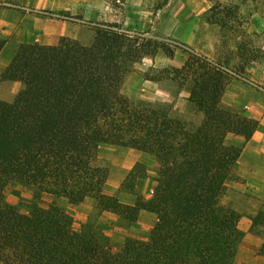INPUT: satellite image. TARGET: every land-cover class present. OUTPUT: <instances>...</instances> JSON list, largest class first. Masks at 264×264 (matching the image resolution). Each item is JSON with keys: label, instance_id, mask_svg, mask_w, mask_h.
<instances>
[{"label": "trees", "instance_id": "16d2710c", "mask_svg": "<svg viewBox=\"0 0 264 264\" xmlns=\"http://www.w3.org/2000/svg\"><path fill=\"white\" fill-rule=\"evenodd\" d=\"M132 33L99 23L88 44L67 37L55 46L21 44L5 68L2 79L21 89L11 102L0 100V264H235L239 215L224 197L259 124L222 106L227 72L207 57L193 55L179 69L143 76L186 91L198 125L173 116L165 103L126 96L122 86L132 66L164 47ZM4 46L0 38V53ZM229 135L242 141L230 143ZM105 145L154 158L150 198L137 195L128 206L106 192L108 168L99 162ZM143 177L145 168L135 164L120 191L133 192ZM13 183L71 206L91 199L99 214L128 225L141 210L157 222L146 239L127 238L114 249L97 220L77 222L54 202L9 203L5 191ZM251 222L253 232L263 228L264 257V211Z\"/></svg>", "mask_w": 264, "mask_h": 264}, {"label": "rangeland", "instance_id": "374dc122", "mask_svg": "<svg viewBox=\"0 0 264 264\" xmlns=\"http://www.w3.org/2000/svg\"><path fill=\"white\" fill-rule=\"evenodd\" d=\"M71 2L73 0H0V38L5 40V46L0 53V100L11 102L21 89L19 82L2 79L5 68L19 48L18 46L15 54L10 57L11 44L16 43V37H29L30 34L38 37V32L48 31L54 28L55 21H62L79 28L81 39L77 41L88 44L94 36V25L106 23L122 27L126 0H112L111 17L107 21L99 22L87 21L81 9L76 12L64 9L65 5ZM137 5L138 3L135 4ZM153 9L154 16L158 17L153 21L151 28L144 32L132 31L131 35L159 40L164 47L155 55L135 63L129 73H137L143 78L144 75L153 77L157 71L163 69H176L162 67L165 59L171 58L168 50L186 60L193 55L198 58L207 57L210 62L220 65L222 70L227 72V83L221 97L222 106L259 124L258 130L249 139L250 143L246 145L248 141L244 146L246 152L241 158L242 165L238 162L232 171L224 201L239 215L238 228L242 235L234 263L264 264V257L258 253L262 243V236L259 234L263 228L256 226V231L253 232L251 222V216L258 211H264V166L255 172L252 169L259 163H256L257 159L264 160V125L261 121L264 116V0H155ZM41 11L62 12L64 16H69V19H59L54 15L42 14ZM193 22L201 27L195 44H185L173 36L180 32L190 38L194 32ZM181 24H185L183 28ZM83 36L87 39H83ZM35 45L44 46L36 43ZM211 46L213 50L210 49ZM155 62L157 67H152ZM160 86L171 94L167 101L130 98L165 103L169 106L171 114L178 119L193 125L200 123L201 117L193 113L187 101L186 91L178 92L177 87L168 83H160ZM122 92L129 97L125 81ZM184 101L187 103V110ZM228 140L230 143H239L242 138L229 135ZM127 149L105 145L99 151V162L108 168L106 192L109 194L117 195L116 186L130 169L133 160H136L137 155ZM144 156L145 160L137 163L145 168L147 177L138 178L130 194L135 193L138 188L144 193L139 195L150 198L152 193L149 194V191L153 186L150 178L155 172V160L149 154ZM262 164L264 165V161ZM138 170L139 168H136V171ZM146 179H149V183ZM141 180L144 182H140ZM5 198L11 204H21L22 208L30 199L42 207H48L54 202L70 213L77 222L97 220L105 228L114 249L122 247L127 238L146 239L152 229H142L138 218L136 223L128 225L113 214H99L93 209L91 199L78 206H71L64 199L54 200L47 195H35L30 188L19 183H13L6 188ZM144 223L147 224V221Z\"/></svg>", "mask_w": 264, "mask_h": 264}, {"label": "crops", "instance_id": "0c3cea01", "mask_svg": "<svg viewBox=\"0 0 264 264\" xmlns=\"http://www.w3.org/2000/svg\"><path fill=\"white\" fill-rule=\"evenodd\" d=\"M126 2L127 4L125 5V12H124V16L122 19L123 29L127 31H131V32L132 31L144 32L145 30H148L149 28H151L153 21L158 17V16H154L153 8H154L155 0H126ZM111 3H112V0H73V2L67 3L64 9L71 11V12H76L81 9L84 18L89 22L107 21V19L111 17ZM136 3H138L137 6H135ZM158 12H160V10ZM198 16L199 14L196 16L197 19H198ZM184 25L181 24V27L183 28ZM192 25H193L192 27H193L194 32L190 38L185 37V35L181 34L179 31H178L179 33L173 36L185 44H188V45L195 44V42L197 41L199 37L201 27L200 25H197L196 22H193ZM38 33L39 34L37 37L33 34H30L29 32L30 35L35 36L33 38L30 35L29 37H23V38H21L20 36L16 37L14 40V42L16 43L11 44L10 51L12 52L10 54V57L13 56V54H15V50L22 43H29V44L36 43V44L55 46L58 44L61 37H69L74 40L81 39L79 28L77 27L75 28L74 25H72L71 23H65L62 21H55L54 28L49 29L48 31H41ZM83 39H87V37L83 36ZM210 49H212V46ZM180 57L181 56H178L175 53L173 58H168L167 60L165 59V62L162 67L163 68L173 67L177 69L181 68L184 65L186 59L182 57L180 58ZM156 59L157 58H155V61ZM151 66L157 67V63L155 62ZM125 86L127 88V93H128L127 95H129V97H141V98L159 100V101H167L166 99L171 98V94L169 93V91H167L166 89H163L160 86V84L152 82L150 80H145L137 73H129L127 77H125ZM184 107L187 110L186 101H184ZM261 121L264 125V116H263V119H261ZM249 143L250 141L246 145H248ZM258 149L259 148H257V150ZM127 151H130L133 154L135 153L137 155L136 160H133L130 166V169L126 172V174L124 175V178L121 179L120 183L116 186L115 191L118 190L117 191L118 193L116 196L119 202H121L122 204L128 205V206H134L136 203L137 195L142 194L143 192L137 188L135 193L133 194L125 193L123 191H119V187L124 182L125 178L127 177L132 167L137 162H141L142 160H145L146 156H144V154H141V152L139 153L136 150L127 149ZM244 152H246L245 147L243 148V152L241 153V156L238 160L239 165H242L241 158L244 155ZM263 161L264 160L260 161V159L256 160V163L257 162L259 163H257V165L252 167L254 172L258 170L259 167L264 166L262 164ZM145 181L149 183V179H146ZM140 182H144V180H141ZM152 185H153V182H152ZM152 190H153V186L151 187L149 194L152 193ZM137 218L139 219V225L144 230L153 228L157 222L156 215L149 211H145V210H141ZM144 220L147 221V224L144 223L146 222Z\"/></svg>", "mask_w": 264, "mask_h": 264}]
</instances>
